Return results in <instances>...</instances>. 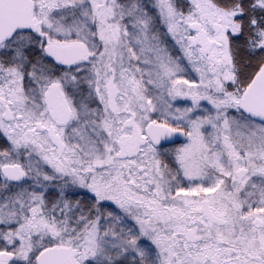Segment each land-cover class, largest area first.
Returning <instances> with one entry per match:
<instances>
[{"label": "snow or ice", "instance_id": "snow-or-ice-1", "mask_svg": "<svg viewBox=\"0 0 264 264\" xmlns=\"http://www.w3.org/2000/svg\"><path fill=\"white\" fill-rule=\"evenodd\" d=\"M0 264H264V0H0Z\"/></svg>", "mask_w": 264, "mask_h": 264}]
</instances>
